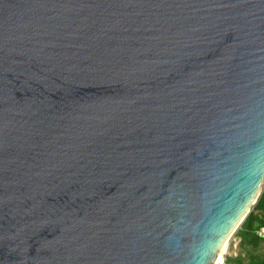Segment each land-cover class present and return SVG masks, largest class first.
Instances as JSON below:
<instances>
[{"label":"water","instance_id":"1","mask_svg":"<svg viewBox=\"0 0 264 264\" xmlns=\"http://www.w3.org/2000/svg\"><path fill=\"white\" fill-rule=\"evenodd\" d=\"M263 182L264 0H0V264H214Z\"/></svg>","mask_w":264,"mask_h":264},{"label":"trees","instance_id":"2","mask_svg":"<svg viewBox=\"0 0 264 264\" xmlns=\"http://www.w3.org/2000/svg\"><path fill=\"white\" fill-rule=\"evenodd\" d=\"M255 222L259 225L264 226V186L262 188L258 200L254 204L253 210L249 212V214L245 217V219L243 220V222L235 232V236H238L240 238L239 247H242L243 245H247L256 249V247L260 243L264 244V239H261L254 234L253 225ZM255 256L256 255L254 253H251L250 254L251 261L245 264H264V259L258 260ZM237 260L238 258H236V262ZM225 263H227V258H225L223 264Z\"/></svg>","mask_w":264,"mask_h":264},{"label":"rangeland","instance_id":"3","mask_svg":"<svg viewBox=\"0 0 264 264\" xmlns=\"http://www.w3.org/2000/svg\"><path fill=\"white\" fill-rule=\"evenodd\" d=\"M237 238L235 237V233L230 237L229 242H228V246H227V251H226V255L224 254V258L225 256H227V263L225 264H236V261L233 259H230L228 256L229 255H234V253L237 254L236 258L241 257L240 259H248L247 257L250 256L251 253H254L256 256V258L258 260H262L264 259V244L260 243L256 249H254L251 246H247V245H243L242 247H236L235 242H236ZM243 254L244 256H240V254ZM258 255V256H257Z\"/></svg>","mask_w":264,"mask_h":264},{"label":"bare ground","instance_id":"4","mask_svg":"<svg viewBox=\"0 0 264 264\" xmlns=\"http://www.w3.org/2000/svg\"><path fill=\"white\" fill-rule=\"evenodd\" d=\"M229 238H227L220 247L214 264L224 263V254H226Z\"/></svg>","mask_w":264,"mask_h":264},{"label":"crops","instance_id":"5","mask_svg":"<svg viewBox=\"0 0 264 264\" xmlns=\"http://www.w3.org/2000/svg\"><path fill=\"white\" fill-rule=\"evenodd\" d=\"M236 238H237V240H236V242H235V245H236V247L238 246L239 247V241H240V238L238 237V236H235ZM240 254V256L242 255V256H244L243 254H241V253H239ZM226 255V254H225ZM230 259H233L234 258V260L236 261V257H237V254L236 253H234V255L232 254V255H229L228 256ZM225 258H227V256H225ZM241 257H239L238 258V260H237V262H236V264H240V263H243V264H245V263H248V262H250L251 261V258H250V256L249 257H247L248 259H240ZM225 260V259H224ZM228 260V259H227ZM241 261V262H240Z\"/></svg>","mask_w":264,"mask_h":264},{"label":"built area","instance_id":"6","mask_svg":"<svg viewBox=\"0 0 264 264\" xmlns=\"http://www.w3.org/2000/svg\"><path fill=\"white\" fill-rule=\"evenodd\" d=\"M263 186H264V182H263ZM253 228H254L253 229L254 234L256 236H258L259 238L264 239V226L263 225H259V224H257L255 222L254 225H253Z\"/></svg>","mask_w":264,"mask_h":264}]
</instances>
